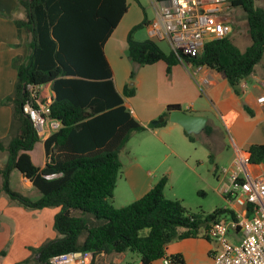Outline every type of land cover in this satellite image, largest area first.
<instances>
[{
  "label": "trees",
  "instance_id": "16d2710c",
  "mask_svg": "<svg viewBox=\"0 0 264 264\" xmlns=\"http://www.w3.org/2000/svg\"><path fill=\"white\" fill-rule=\"evenodd\" d=\"M20 4L25 18L15 23L19 32L25 29L30 36V54L26 59L13 60L18 73L13 94L6 99L13 105V121L8 141H0V150L7 151L9 157L0 169L1 190L29 208L60 207L55 216L59 236L32 249V256L22 264H52V257L66 252L93 251L97 257L127 250L139 252L142 264L164 257L174 264H186L181 253L167 255V245L189 237L211 239L205 232L210 223L234 211L220 207L211 213L193 212L181 200L167 199V176L132 203L113 205L123 166L120 152L134 132L146 129L116 90L104 51L106 41L128 11L127 0H20ZM233 4L244 11L251 45L241 51L229 35L208 42L199 56L182 58L189 64L223 72L239 93L242 80L264 56V8L255 0H234ZM147 22L144 19L135 25L127 36L132 80L147 64L164 61L170 74L183 61L173 51L164 52L150 38L135 39L136 30ZM28 83L37 88L35 106L45 101L41 86L51 83L55 93L48 118L59 121L60 127L45 140L48 161L43 168L33 163L29 153L39 134L23 110L29 98L25 89ZM135 94V85H126L124 96ZM179 108L178 104L168 105L162 114L167 119L151 126L165 125L169 113ZM204 133L208 140L214 134L220 136L210 125ZM185 134L191 142L201 140L199 134ZM205 144L210 150L209 161L214 163V144ZM249 153L251 163L264 164V144L251 145ZM14 169L33 182L41 198L32 200L11 188L10 174Z\"/></svg>",
  "mask_w": 264,
  "mask_h": 264
},
{
  "label": "crops",
  "instance_id": "0c3cea01",
  "mask_svg": "<svg viewBox=\"0 0 264 264\" xmlns=\"http://www.w3.org/2000/svg\"><path fill=\"white\" fill-rule=\"evenodd\" d=\"M155 1L152 0V3ZM127 2L128 11L106 41L104 51L113 71L116 90L123 95L127 109L146 129L134 132L125 148L121 150L126 152V147L129 145V152L133 157L129 155L131 157L129 164L122 163L113 205L122 207L132 203L144 196L163 176H166L164 170L157 164L161 158L162 147H165L167 157L171 155L181 159L189 169H195L193 161H196L198 165L204 163L199 156L193 158L189 144L198 142H191L180 124L168 120L163 126H151V122L160 118L170 104H178L182 110L207 116L208 125L220 133V136L214 134L217 142L213 149V171L219 182L214 183L212 187L229 201L224 193L228 176L221 173V169L226 166L231 167L235 159L239 157H250L251 145L264 144V104L258 102V97L264 94V56L255 65L253 72L242 80L239 93L231 86L223 72L208 66H195L185 61L176 64L170 74L167 73V65L163 62L147 64L140 67L135 82H132L133 62L128 56L127 36L129 31L144 18H128L131 3L129 0ZM255 4L264 8V0H255ZM153 8V17H145L148 22L156 14L155 3ZM237 11L234 12V16ZM23 18H25V10L20 0H0V141L5 143L10 137L13 121V105L7 103L6 99L13 94L18 73L13 60L16 57L26 59L30 54V36L25 29L19 32L15 23L17 19ZM233 24L234 31L231 35L233 41L241 51H245L252 42L248 27L246 32L236 30L234 17ZM164 51L168 50L164 49ZM126 85H135L134 96H124ZM40 92L44 98L54 99L55 97L51 83L41 86ZM58 122L47 118L44 124L37 128L39 140L29 153L33 163L40 168L45 167L48 161L45 140L60 127V125L57 129L55 127ZM207 141L201 137L200 142L206 147ZM226 149L230 159L228 162H223L221 155ZM207 150L209 161L208 147ZM8 158L7 151L0 150V169L5 167ZM247 168L251 176L264 181V164L251 163ZM169 173H172V170ZM2 184L3 176L0 172V262L1 264H22L24 260L32 256V249H38L46 241L59 236L55 229V216L60 207L42 209L26 207L1 190ZM10 186L14 191L32 200L42 196L33 182L18 169L12 170L10 174ZM166 188L167 184L164 194L168 198ZM234 206L235 204L231 203L227 208ZM204 238L189 237L179 239L175 243L171 242L167 245L166 253L167 255L181 253L188 264L186 255L194 252H209V264H212L215 249L211 244H207ZM2 251H5L4 255H1ZM127 251L105 255L106 257L97 256L96 261L100 257L113 264H119L126 259ZM28 264L37 263L30 261ZM151 264L164 263L160 259Z\"/></svg>",
  "mask_w": 264,
  "mask_h": 264
},
{
  "label": "built area",
  "instance_id": "2783aa9c",
  "mask_svg": "<svg viewBox=\"0 0 264 264\" xmlns=\"http://www.w3.org/2000/svg\"><path fill=\"white\" fill-rule=\"evenodd\" d=\"M233 1L156 0V14L147 23L148 37L155 42L167 41L181 59L183 55L199 56L208 42L232 35L234 12L241 10ZM25 89L29 98L23 110L39 128L51 112L53 99L47 97L35 106L37 88L28 83ZM258 102L264 104V94ZM59 125L60 122L55 125L56 129ZM250 164V157L244 156L235 159L231 167L221 169L228 176L224 193L235 206L231 208L234 214L211 222L205 230L219 244L212 264H264V181L251 176L247 168ZM162 260L164 264H174L169 257ZM50 262L96 264V256L93 251L66 252L52 257Z\"/></svg>",
  "mask_w": 264,
  "mask_h": 264
},
{
  "label": "rangeland",
  "instance_id": "374dc122",
  "mask_svg": "<svg viewBox=\"0 0 264 264\" xmlns=\"http://www.w3.org/2000/svg\"><path fill=\"white\" fill-rule=\"evenodd\" d=\"M129 2L131 3V8L128 14V18L138 17L139 19L142 18L146 19L147 17L148 18L153 17L154 15L153 3L155 2L152 3V0H129ZM143 15L144 17H142ZM234 21H235L236 30H239L240 32H246L247 21L245 18L244 11L242 9L238 10L235 13ZM142 22L143 21H140V23ZM134 37L135 39L140 41L148 39L149 37H148L146 25L136 30V32L134 33ZM157 44L161 48L163 47L162 49L163 51L164 49L168 50L167 51L168 54L172 52L171 46L167 41H157ZM160 62L166 64V62L164 61H160ZM131 81L135 82V78L133 80L131 79ZM200 135L203 139L208 140L206 134L202 133ZM208 141H212V143L215 145L217 139L214 137L212 140H208ZM199 142L196 144H189L191 145L189 146V149L190 151H192L193 158L199 156L204 161L202 165H198L196 161H193L192 164L193 166H195V169L192 168L189 169L188 167L185 166L184 162L177 157L171 155L167 157L165 147H162L160 149L161 158L157 162V164L161 166V168L164 170L165 175L168 178V183L166 188V196L168 197L167 199L170 198V200H176V199L181 200L184 206H186L190 211L193 212L202 211L204 213H211L216 208L228 207L231 205V203L227 201L219 192L213 189L212 185L214 183L218 184L219 179H217V176L213 171L214 164L208 161L207 147L203 145L201 142L200 143ZM129 151H130V146L128 145L126 147V152L121 151L120 153L121 161L124 165L129 164V162L131 161V157H133ZM228 153L229 152L226 149L225 152L221 155V159L223 162L229 161L230 155ZM170 170H172V173H169ZM119 185L121 187V183H119ZM225 216L227 215H224L223 217ZM204 239L207 244H211L213 246L215 252L219 249V244L216 240L212 238L209 240H207L206 238ZM176 241L177 240H173L172 242L175 243ZM196 241H200V240H196ZM126 254H127L126 259L119 264L141 263V255L139 252L128 250ZM186 256H188V260H189L188 264H207V262L208 264L210 263L209 252L207 253L194 252L191 255H186ZM212 262H213V258H212ZM96 264H113V263H111L109 260L106 261L105 258L101 259L99 257L98 260L96 261Z\"/></svg>",
  "mask_w": 264,
  "mask_h": 264
},
{
  "label": "water",
  "instance_id": "95a60500",
  "mask_svg": "<svg viewBox=\"0 0 264 264\" xmlns=\"http://www.w3.org/2000/svg\"><path fill=\"white\" fill-rule=\"evenodd\" d=\"M165 119H167L165 116H161L153 120L151 125L156 126L165 121ZM168 120L180 124L187 133L198 135L206 129L209 118L205 115L190 113L179 108L169 113Z\"/></svg>",
  "mask_w": 264,
  "mask_h": 264
}]
</instances>
